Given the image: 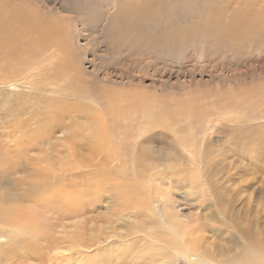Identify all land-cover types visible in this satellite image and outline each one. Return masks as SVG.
Listing matches in <instances>:
<instances>
[{
  "label": "rangeland",
  "instance_id": "rangeland-1",
  "mask_svg": "<svg viewBox=\"0 0 264 264\" xmlns=\"http://www.w3.org/2000/svg\"><path fill=\"white\" fill-rule=\"evenodd\" d=\"M150 1L0 0V11L20 9L19 27L56 30L17 36L25 40L14 53L0 51V205L32 210L50 236L95 242L119 232L121 212L138 226L148 217L158 229L152 237L186 241L187 255L205 244L221 263L248 252L264 264V23L246 39L231 22L207 19L220 6ZM158 173L169 179L159 180V193L147 184ZM61 184L83 194L70 219L59 197L31 202L42 185ZM165 196L191 219L176 237L158 222ZM9 230L0 225V254H20L0 264H58L43 237L28 256L20 246L31 236L13 243ZM136 240L132 251L142 257L132 260L98 253L106 244L88 240L89 264H147L150 253L170 255L165 264H209Z\"/></svg>",
  "mask_w": 264,
  "mask_h": 264
},
{
  "label": "bare ground",
  "instance_id": "bare-ground-1",
  "mask_svg": "<svg viewBox=\"0 0 264 264\" xmlns=\"http://www.w3.org/2000/svg\"><path fill=\"white\" fill-rule=\"evenodd\" d=\"M175 1L176 0H158L157 2L160 3V4H165V5H168V4L175 5L177 3V2L175 3ZM202 1L204 2V6H212V7L220 6L222 8V11L218 10V12H212L211 15L209 16V18L207 17L208 20H211V21H214V22H217V23H222V22L230 23L231 22L232 25H235L238 30L239 29L240 30L243 29L246 39L248 38L249 35H251L252 33H255L259 29L260 25L264 23V0H202ZM200 2H201V0H196L195 4L196 3L200 4ZM138 5L139 4H137V9L136 10L139 9ZM4 6L5 5H3V7ZM7 6H5V7H7ZM144 6L145 7H143V8H146V4ZM5 7H4V9H5ZM6 9H5L6 11H0V51L4 50L5 48H11L13 53H14L19 48V43L20 42L23 43V40L27 39L28 37L36 36V35L40 34V32H43V33H46V34H51L53 36L54 32L56 31V30H53L52 28L50 29L49 27H43L41 29L39 27H37V28H39V30H37L33 25L26 24V23H25V25H23V28L19 27V23L22 24L23 21L25 20L22 12L19 11L20 9L19 10L18 9L8 10V8H6ZM131 9H132V7H131ZM24 11H26V10H24ZM139 12H141V11H139ZM7 13H8V15H7ZM142 14H143V12H142ZM137 22H138V19H137ZM20 35L21 36L24 35L26 38L24 39L23 37H21L20 39L18 38L16 40V37L20 36ZM222 38H223V36H222ZM225 38H227V36ZM6 53H8V52H6ZM9 57H10V55L7 56L6 58H9ZM0 67H1V65H0ZM37 137H39V136H37ZM159 173L157 174V178L149 177V179L147 181L148 186L151 185L152 190L153 191H157L158 193L160 191L161 186L162 187H166L165 184L160 183L159 180H162V182H164L165 180L166 181L169 180L168 176H167L168 174L167 175L164 174L163 177H162V174H159ZM160 177H162V178L160 179ZM172 183L174 185V182H172ZM63 185L60 186V187H49V188L46 187L47 189H49L48 193L46 192L47 189L44 188L45 185L44 186L42 185L40 187V190L37 192V194L36 195L34 194L35 196L32 197V199H33L31 201L32 204L36 205V204L40 203L43 206H49V203L50 202L52 203L53 198L59 197V198H61L63 200L61 210L63 212H65L66 215L69 216L68 218L70 219L73 215L74 216L77 215L78 211H76V209L75 208L73 209L72 207H73V204L78 200V197L80 198V196H82L83 194L68 192L66 190L67 187H65ZM156 185H160L159 186L160 188L155 187ZM192 186H194V185H192ZM88 191H90V190H88ZM194 192H197V191H194ZM44 193H47L46 194L47 198H45V199L42 198V195ZM195 195H197V194H195ZM200 196H203V195L200 194ZM171 197H172V194H171ZM165 199H166V202H167L168 205L166 207L165 215H163L164 218L163 219L160 218L159 221L158 220L157 221L160 222L159 225L161 226V228L164 227V229H166V232H165L166 234L174 235L176 237L178 235L177 230L180 229V227H179L180 223H183L184 225L185 224L189 225V223L191 222V219L189 218L190 216L189 217L185 216L184 213L181 211L180 207L177 204V200L172 199V198L170 199L167 196H165ZM151 200H152V198H151ZM130 202L134 206L133 208H135V206H136L135 209H141L142 208L141 205L143 203H142L141 200L139 201V199L138 200H135V199L133 200L132 199ZM26 207H28V205ZM29 207H32V206H29ZM24 209L16 208L14 206L10 207V208H6V207L2 206V204H1L0 205V225L6 226V227H8V229H10L8 231V233L10 234L9 235V239H12L13 243L15 242L16 237L19 236V235L20 236H26V235L31 236L30 239L26 240V242H24V244L20 246L22 248H26L24 251H26V254L28 256H30V255L32 256L33 255L31 253V251H32L31 249H32L33 242L35 241V239L43 237L44 238L43 240L46 243L45 248L48 249L49 252L54 251L56 253V256L60 257V258H57V257H54V256H50V260L49 261L58 260V262H57L58 264H63L64 260L67 261V264H89V260L87 258L89 256H91L90 249L94 248V247H88V246H90V245H88V240L94 241V243L96 245H98V244L100 245L102 243L106 244L105 245L106 249L105 250H101L98 253H106L107 251H111V254L116 255L118 260L125 259L126 254H128L129 256H131V260H132V258L136 259V257L137 258H141L142 257V256H140L137 253V251L136 252L132 251L133 248H134L133 247L134 244L135 245H136V243L141 244V242L143 241V240H136L138 237H141V235H142L144 240H146V242L150 246L155 244L154 247L155 246H159V249H164L165 250L166 248H168L173 253V255L175 257H177L178 261H181L182 259H184V260L187 259L188 260V258L189 259L190 258L191 259L195 258V260H200V261H203V262L209 263V264L210 263L214 264L215 262H218V264H227L226 262H223V263L219 262V259L218 260L215 259L216 257L213 256V253H214L215 249L213 250V247H211V245H205L204 244L203 247L201 248V251H196V252H193L190 255H187L184 252L185 249L183 250V245L186 243V241L183 242L181 240L184 243L183 244L181 241H178L177 238H176V241L175 240L174 241L177 242V243H175V242H173L172 238L168 237L167 240L171 241V243H172V244H170V242L169 243L166 242V239L164 240V239H161V238H157L158 235L156 234V232L158 231V229H157L156 226H149L150 218H148V217H147V220L148 219L149 220L148 221L145 220L146 221L145 224H148L147 226L146 225L145 226L144 225L143 226H138L134 221H132L133 219L131 220V218H129L127 216L128 214L126 215V214H123L124 212L123 213L119 212L120 214L118 213L119 215H117V219H115V220H117V223L120 226V230L118 229L119 232H117L116 234L112 232L113 235L110 238H107L105 240H100L101 238H99L98 241L96 240V242H95V240L92 238V235H91V237H89L90 239H87L85 241H84L85 238H83V237L80 238L79 237L80 239L78 240V237H77L78 235H72L71 233H70L71 235H66V236H63V235L62 236H58V237L50 236L51 234L50 235L48 234V230L45 227L39 226L36 223V221L34 219L33 211L32 210H24ZM153 211L154 210L152 209V206L150 205L149 214L150 215L154 214ZM36 217H38V216H36ZM171 220L174 221V222H171ZM38 222H39V220H38ZM110 222H112V218H111ZM73 225L75 227L82 225V229H83V224H80V225L79 224H77V225L73 224ZM91 225H92V223H91ZM75 227H74V229H75ZM126 228L127 229H132V230H130V232H129L128 230H126ZM66 229H67V225H64L63 227H61L60 231L65 233ZM69 231H71V230H69ZM153 233L156 234L157 236L156 237H152L151 235ZM187 233H186V231H184V234L188 235ZM138 235H140V236H138ZM180 239H182V238H180ZM51 241H53V242H51ZM94 243H93V245H94ZM178 243L182 244V245H179ZM140 247H141V245H140ZM191 247H193V246H191ZM194 248L195 247H193V249ZM14 249H15V247H14ZM14 249L11 248V249H9V251L8 250H4L0 254L1 258L6 260V261L11 260L13 253H14V255L16 253H19L18 249H16V250H14ZM61 249L63 251H65V253H67V254H65V253H63L62 255L58 254V251L61 250ZM199 249H200V247H199ZM148 252L150 253V251H148ZM169 256H164L161 259L159 258L160 259L159 260L152 253H150L149 260H148L147 264H165L166 262H163L165 260L164 258L167 257V259H168ZM191 256H193V257H191ZM251 257L252 256L249 255L248 252H245L240 257H238V259H235L236 261L233 264H259L258 261L257 262L256 261L252 262ZM27 258L28 257H19V259H21L20 261L25 260ZM261 258L264 259V257H262V256H261ZM156 260H159V262L156 261ZM221 261H222V259H221ZM131 263H132V261H131Z\"/></svg>",
  "mask_w": 264,
  "mask_h": 264
}]
</instances>
